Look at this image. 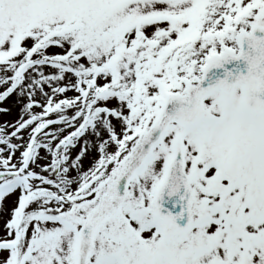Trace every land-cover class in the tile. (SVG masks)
I'll list each match as a JSON object with an SVG mask.
<instances>
[{
  "label": "snow or ice",
  "instance_id": "1",
  "mask_svg": "<svg viewBox=\"0 0 264 264\" xmlns=\"http://www.w3.org/2000/svg\"><path fill=\"white\" fill-rule=\"evenodd\" d=\"M11 97L0 264H264V0H0Z\"/></svg>",
  "mask_w": 264,
  "mask_h": 264
},
{
  "label": "rangeland",
  "instance_id": "2",
  "mask_svg": "<svg viewBox=\"0 0 264 264\" xmlns=\"http://www.w3.org/2000/svg\"><path fill=\"white\" fill-rule=\"evenodd\" d=\"M7 106L11 108V112L7 115L0 113V123H3L5 121H12L17 117V106L15 104V97H11L7 100L6 104L3 102H0V107ZM9 206L12 204V200H8ZM3 221L0 219V235L3 234V227H2Z\"/></svg>",
  "mask_w": 264,
  "mask_h": 264
}]
</instances>
